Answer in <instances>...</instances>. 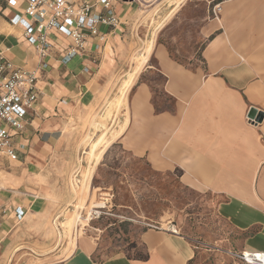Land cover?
I'll return each mask as SVG.
<instances>
[{
  "label": "crops",
  "instance_id": "1",
  "mask_svg": "<svg viewBox=\"0 0 264 264\" xmlns=\"http://www.w3.org/2000/svg\"><path fill=\"white\" fill-rule=\"evenodd\" d=\"M135 2L120 0L121 25L101 26L106 40L90 37L87 51L67 63L60 58L68 40L52 36L48 65L40 68L41 95L25 129L13 137L18 158L0 154V169L5 168L0 172V264L12 262L25 251L23 244L36 241L31 229L49 206L38 178L51 179L63 158L70 110L95 104L126 62ZM218 3L222 8L215 17ZM19 4L0 0V52L16 65L36 69L35 48L22 26L10 22L22 13ZM199 6L207 8L196 32L204 44L201 61L181 63L158 42L154 62L133 86L130 120L115 142L157 171L179 169L185 178L207 180V189L220 197L218 214L242 236L243 250L264 251V0H201ZM188 7L186 18L193 14ZM156 71L173 100L170 108L158 109L154 102ZM18 207L23 216L16 214ZM141 243L146 250L141 258L98 259L92 249L75 244L69 256L46 264H197L194 247L180 234L148 229Z\"/></svg>",
  "mask_w": 264,
  "mask_h": 264
},
{
  "label": "rangeland",
  "instance_id": "2",
  "mask_svg": "<svg viewBox=\"0 0 264 264\" xmlns=\"http://www.w3.org/2000/svg\"><path fill=\"white\" fill-rule=\"evenodd\" d=\"M135 1L126 62L95 104L70 110L63 158L55 164L51 179L41 176L37 181L43 184L49 206L40 225L31 229L30 239L36 241L23 244L25 251L8 264L56 262L78 245L92 249L98 259L116 254L142 257L146 250L141 237L148 229L176 230L194 247L197 264H232L234 254L243 250L242 236L218 214L220 197L207 189V180L185 178L179 169L157 171L115 142L130 120L133 88L127 95L125 81L155 30L174 13L157 33L149 62H154L158 42L166 44L174 59L189 65L201 61L204 46L196 35L203 22L199 16L207 12L199 6L201 0L189 2L193 12L189 18L186 2L177 10L182 0ZM153 76L158 109L172 107L173 100L162 89L164 78L157 71ZM105 147L92 172L88 152L97 154Z\"/></svg>",
  "mask_w": 264,
  "mask_h": 264
},
{
  "label": "built area",
  "instance_id": "3",
  "mask_svg": "<svg viewBox=\"0 0 264 264\" xmlns=\"http://www.w3.org/2000/svg\"><path fill=\"white\" fill-rule=\"evenodd\" d=\"M16 1L20 2L19 7L23 6V11L11 17L10 22L22 26L23 36L35 48L40 65L28 69L14 64L0 52V154L12 160L18 158L13 137L25 129L27 115L34 110L41 95L38 85L40 68L48 65L47 57L54 48L52 36L68 40V47L60 58L67 63L87 51L90 37L106 40L101 26L115 30L121 25L116 10L120 0ZM221 8L219 3L214 5L215 17ZM16 214L23 216L24 211L18 207ZM232 264H264V251L242 250L234 254Z\"/></svg>",
  "mask_w": 264,
  "mask_h": 264
},
{
  "label": "bare ground",
  "instance_id": "4",
  "mask_svg": "<svg viewBox=\"0 0 264 264\" xmlns=\"http://www.w3.org/2000/svg\"><path fill=\"white\" fill-rule=\"evenodd\" d=\"M182 1H183V3H184L186 0H182ZM183 3H182V4H183ZM182 4H180V5L177 7V10L182 6ZM177 10H176V11H177ZM176 11H175V12H176ZM173 14H174V13H173ZM173 14L168 18V20L173 16ZM168 20H167V21H168ZM167 21H166V22H167ZM166 22H164L163 24H161V25L155 30L153 37H152V38L149 40V42H148V45H147V47H146L145 52L141 53L143 58L141 59V61H140L139 63H137L136 68L133 67L132 70L129 71V73H128V78H127L126 81H125V85H127V92H126L127 95L129 94L130 90L133 88L135 82L137 81L139 75H140L141 72L143 71L144 66L149 62L150 57H151V54H152L153 49H154V46H155L157 33L162 29L163 26H165V23H166ZM110 131H111V130H110ZM104 134H105V136H106V132H105ZM113 140H114V139H113ZM109 144H111V143H109ZM105 150H106V147H105L104 149H101L100 152L97 153V154H94V153H90V152H88V154H89V158H90V161H91V163H92V166H91V167H92V172H93V171L95 170V168L98 166L99 161H100V159H101L103 153L105 152ZM92 172H91V174H92ZM88 179L90 180L91 177H88ZM84 185H85V184H84ZM99 206H104V204H101V205H99ZM96 208H97V207H96ZM89 215H90V214H89ZM90 217H91V216H90ZM173 232L177 233L176 230L173 231ZM72 233H73V232H72Z\"/></svg>",
  "mask_w": 264,
  "mask_h": 264
},
{
  "label": "water",
  "instance_id": "5",
  "mask_svg": "<svg viewBox=\"0 0 264 264\" xmlns=\"http://www.w3.org/2000/svg\"><path fill=\"white\" fill-rule=\"evenodd\" d=\"M255 112H256V110L255 109H252L251 111H250V117L251 118H254L255 117Z\"/></svg>",
  "mask_w": 264,
  "mask_h": 264
},
{
  "label": "trees",
  "instance_id": "6",
  "mask_svg": "<svg viewBox=\"0 0 264 264\" xmlns=\"http://www.w3.org/2000/svg\"><path fill=\"white\" fill-rule=\"evenodd\" d=\"M145 256H146V254H145ZM145 256H142V257H145ZM139 258H141V257H139Z\"/></svg>",
  "mask_w": 264,
  "mask_h": 264
},
{
  "label": "snow or ice",
  "instance_id": "7",
  "mask_svg": "<svg viewBox=\"0 0 264 264\" xmlns=\"http://www.w3.org/2000/svg\"><path fill=\"white\" fill-rule=\"evenodd\" d=\"M13 3H15V0H13Z\"/></svg>",
  "mask_w": 264,
  "mask_h": 264
}]
</instances>
